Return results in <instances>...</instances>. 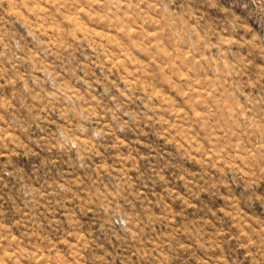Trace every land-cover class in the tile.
Masks as SVG:
<instances>
[{
  "label": "rangeland",
  "instance_id": "1",
  "mask_svg": "<svg viewBox=\"0 0 264 264\" xmlns=\"http://www.w3.org/2000/svg\"><path fill=\"white\" fill-rule=\"evenodd\" d=\"M0 264H264V0H0Z\"/></svg>",
  "mask_w": 264,
  "mask_h": 264
}]
</instances>
